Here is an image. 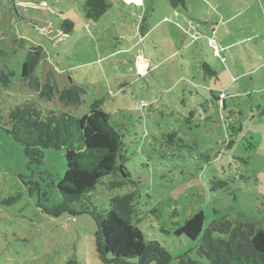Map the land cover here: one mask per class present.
<instances>
[{
  "label": "rangeland",
  "instance_id": "obj_1",
  "mask_svg": "<svg viewBox=\"0 0 264 264\" xmlns=\"http://www.w3.org/2000/svg\"><path fill=\"white\" fill-rule=\"evenodd\" d=\"M85 1L0 0V70L12 72L8 86L0 81L1 113L26 101L48 107L20 80L27 53L38 48L40 81L51 68L60 85L82 86L78 114L101 99L123 136L135 184L109 190L98 183L94 205L137 188L136 224L167 248L171 264L186 254L197 259V241L172 231L199 210L202 232L221 217L263 226L264 0L177 7L113 0L94 22L84 15ZM221 91L225 108L213 98ZM173 131L182 143L167 138ZM31 166L0 125V264H102L90 214L47 215L28 193L25 182L33 179L49 191L50 205L60 201L55 183L66 171L64 150L45 149L42 163Z\"/></svg>",
  "mask_w": 264,
  "mask_h": 264
},
{
  "label": "trees",
  "instance_id": "obj_2",
  "mask_svg": "<svg viewBox=\"0 0 264 264\" xmlns=\"http://www.w3.org/2000/svg\"><path fill=\"white\" fill-rule=\"evenodd\" d=\"M171 2L175 7L185 6V0ZM111 7L109 0H87L83 3L85 17L93 21ZM39 60L40 50L32 48L23 62L20 80L48 107L45 109L35 101H26L3 114L0 109V125L23 147L29 167L42 163L45 149L62 148L65 152L66 171L55 183L60 201L50 205L49 191L33 179L25 182L29 195H37V206L47 215L90 214L95 225L96 254L102 264H171L173 256L167 248L156 239H145L136 224L141 220L136 218L139 213L134 203L137 188L111 197L106 207L100 204L98 208L93 204L92 192L98 183L109 190L135 184L125 166L129 157L123 136L110 123L109 115L101 107V99H95L87 111L78 114L85 102L82 86L73 82L60 85L51 68L46 70L43 81H40L35 73ZM203 67L208 74H215L205 62ZM10 75L11 71L5 73L0 70V81L5 86L11 83ZM227 96L225 91H221L220 96L213 98L225 108L224 98ZM167 138L172 141L177 138V133L173 131ZM177 140L182 143L180 138ZM110 176L112 178L108 181L101 180ZM203 222L201 210L181 224L174 222L173 235L197 241V259L186 254L179 257L180 264H264V225L256 226L247 220L233 224L228 218L221 217L202 232ZM68 264L77 262L70 260Z\"/></svg>",
  "mask_w": 264,
  "mask_h": 264
},
{
  "label": "crops",
  "instance_id": "obj_3",
  "mask_svg": "<svg viewBox=\"0 0 264 264\" xmlns=\"http://www.w3.org/2000/svg\"><path fill=\"white\" fill-rule=\"evenodd\" d=\"M109 1H113V0H109ZM113 3V2H112ZM173 7H175V6H173ZM125 11H127V10H125ZM123 16H124V18H127V17H129V16H134V13H132V15H127V14H123ZM94 22V21H93Z\"/></svg>",
  "mask_w": 264,
  "mask_h": 264
},
{
  "label": "built area",
  "instance_id": "obj_4",
  "mask_svg": "<svg viewBox=\"0 0 264 264\" xmlns=\"http://www.w3.org/2000/svg\"><path fill=\"white\" fill-rule=\"evenodd\" d=\"M224 94V93H223ZM223 94H222V96H223Z\"/></svg>",
  "mask_w": 264,
  "mask_h": 264
}]
</instances>
